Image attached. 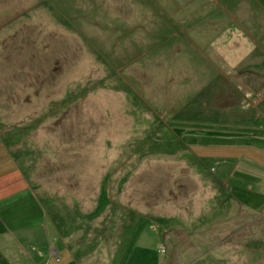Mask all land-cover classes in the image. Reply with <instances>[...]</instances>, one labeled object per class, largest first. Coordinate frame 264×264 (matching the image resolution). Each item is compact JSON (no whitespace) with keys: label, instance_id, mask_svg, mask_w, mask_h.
I'll use <instances>...</instances> for the list:
<instances>
[{"label":"rangeland","instance_id":"1","mask_svg":"<svg viewBox=\"0 0 264 264\" xmlns=\"http://www.w3.org/2000/svg\"><path fill=\"white\" fill-rule=\"evenodd\" d=\"M0 134L31 155L35 189L84 191L99 232L86 264H188L213 247L218 264H264L251 162L188 150L264 151V0H0ZM105 146L110 161L91 156ZM242 244L257 250L238 257Z\"/></svg>","mask_w":264,"mask_h":264},{"label":"crops","instance_id":"2","mask_svg":"<svg viewBox=\"0 0 264 264\" xmlns=\"http://www.w3.org/2000/svg\"><path fill=\"white\" fill-rule=\"evenodd\" d=\"M145 119L148 121L147 117ZM177 119H179L178 116L176 117ZM190 134L188 132L185 137H189V139L195 137ZM3 136V134H0V141L4 139ZM20 148V146L12 148L0 143V264H86L79 257V254L84 250V242L86 240L93 246L96 234L99 232L95 231L97 228L94 226L93 215L95 211L91 210L86 213L83 212L82 206H78L86 200L84 191L80 189L81 194L78 195L75 190L72 193L67 191V186L62 185V187L56 188L51 184L46 185L44 189H35L28 170L30 168L28 163L31 161V155L25 154L26 151L22 152ZM188 150L189 153L194 151L196 152L195 156L203 158H209L214 154L233 159L244 156L251 163H249L250 167L248 169H243V172H240L241 176L243 175V178L247 177L256 181V183L253 182L254 188L255 185L264 188V175H261L264 170V151L251 145L237 144H226L222 147L213 148L194 144ZM92 151L93 154L91 156H98L97 159L99 160L100 158H103V160L109 158L110 161L115 148L105 146V149L101 152L95 149ZM183 151L187 152V149H181L177 145L176 154H182ZM181 157V160H183L184 157ZM179 167L182 168L180 165ZM193 167V165L187 167L189 170L188 177L190 178L191 171L194 170ZM130 168L131 166L124 165L125 171ZM84 180L82 179V181ZM187 180L190 181L189 179ZM176 182L180 184L183 180L176 178ZM184 185L188 184L183 182L182 186ZM211 185H214L213 181ZM188 188H190L189 185ZM37 199L40 202H44L42 208L38 205ZM221 200L227 203L228 197L221 196ZM92 201L99 203L98 198H93ZM236 202L244 207L246 205L252 208L240 197L237 198ZM186 213L189 215L183 216V218H191L190 214L192 212L187 211ZM37 214H40L38 217V219L40 218L39 222L37 219L38 223L35 222ZM86 216H88L87 225ZM4 219L7 220V225ZM70 226L72 228L69 230ZM207 226L208 228L205 229V232L213 236L212 224H207ZM227 232H221L219 234L220 241L221 239L223 241L219 244H214L222 247L226 245L228 243ZM176 234L183 233L178 232L176 229ZM124 235H126V231ZM219 235L217 234L215 242ZM224 236H226L225 239L223 238ZM249 247L250 245H237L234 248L238 252L236 256L244 258V251L257 250L255 246L250 247L251 249ZM215 251L216 247L210 248L207 253L199 254L194 259H190L188 264H198L203 260L208 261L210 257H213V259L207 264H218L219 258H215ZM225 251H228L227 248L221 250L223 257V252ZM221 262H223V258ZM93 264H99V262Z\"/></svg>","mask_w":264,"mask_h":264}]
</instances>
